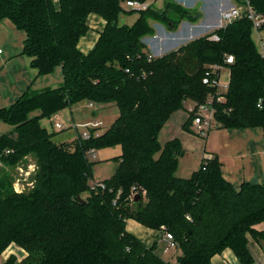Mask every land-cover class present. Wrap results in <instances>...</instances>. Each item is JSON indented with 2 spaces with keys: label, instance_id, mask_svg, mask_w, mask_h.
Returning <instances> with one entry per match:
<instances>
[{
  "label": "trees",
  "instance_id": "trees-1",
  "mask_svg": "<svg viewBox=\"0 0 264 264\" xmlns=\"http://www.w3.org/2000/svg\"><path fill=\"white\" fill-rule=\"evenodd\" d=\"M127 1L0 0V22L10 20L26 33L23 54L37 77L58 67L63 72L61 85L30 87L0 109V122L12 128L0 136V256L16 245L27 253L20 264H212L231 250L241 264H253L248 236L264 237L256 229L264 223V182L236 190L211 155L189 178H180V141L159 142L187 100L200 105L214 98L215 129L264 127V59L252 22L241 18L150 58L144 40L155 35L153 23L175 31L200 15L172 0L140 12L126 9ZM251 4L264 16V0ZM135 12L132 25L119 23L122 13ZM90 15L106 26L85 54L79 42L90 30ZM229 55L234 63L226 65ZM215 65L230 71L224 93L204 83L214 77ZM83 102L114 105L119 115L89 140L79 135L61 142L42 126L43 119ZM192 120L190 114L187 131ZM116 146L122 150L118 168L101 182L105 188L92 190L89 152ZM28 158L35 162L32 185L18 192L14 170ZM129 220L171 233L177 260L166 262L157 244L147 247L128 232ZM4 264L19 263L12 255Z\"/></svg>",
  "mask_w": 264,
  "mask_h": 264
},
{
  "label": "crops",
  "instance_id": "crops-1",
  "mask_svg": "<svg viewBox=\"0 0 264 264\" xmlns=\"http://www.w3.org/2000/svg\"><path fill=\"white\" fill-rule=\"evenodd\" d=\"M166 1L151 0L150 2L147 1V3L152 7L159 4L155 8L161 9L164 7ZM172 1L198 12L200 18L195 23L183 21L177 30H169L168 33L163 34H160L156 28L160 26L159 23L155 22V27L152 24L156 28V33L153 36L146 37L144 41L150 54L154 57L165 55V50L173 48L175 41L179 37H187L189 39L199 38L210 33L217 26L222 9L242 3L241 0ZM87 23L90 30L79 42V49L85 54L95 46L100 32L106 26V22L97 15H90ZM253 39L259 49V40L261 39L264 42V29L258 34L253 32ZM25 40L26 33L18 30L10 20L0 22V47L3 49V54L0 55V109L14 104L30 87L33 90H42L57 87L63 82V72L60 67L52 74L37 77V71L30 65V58L23 54ZM183 40H186V38H183ZM180 46L178 45L176 49ZM89 104L86 107L79 108L81 112L77 116L73 112L74 109H78L77 105L71 108V126L77 131L78 136L80 135V128H75V126L83 125V122H88L89 119L97 117L94 108H91ZM193 106H195V103L187 100L184 108L171 116L159 134L161 145L177 139L185 150L184 155L180 158L177 176L189 178L200 168L203 158L206 155H211L212 157L217 156L219 158L222 165L223 177L236 190H239L242 184L246 182L263 183L264 127L249 129L216 128L209 132L207 138L200 139L194 133L192 122L189 124L190 131L184 128L190 118L189 109ZM103 110L104 112L113 110L115 113V108L111 106L103 107ZM90 111L92 112L90 113ZM86 114L89 115V118L83 120V122L79 121V119L85 118ZM0 125V136L12 130L10 126L2 122H0ZM256 229L264 234V223L258 225ZM127 230L147 247L156 239L154 230L148 229L134 220L127 221ZM159 234L158 240H165L164 233L158 231ZM248 247L254 257L253 264H264V237L255 239L249 235ZM3 255L0 264H4L12 255L17 258V262L20 264L27 256V253L16 245H11ZM212 264L241 263L231 250H226L221 255H216L212 259Z\"/></svg>",
  "mask_w": 264,
  "mask_h": 264
},
{
  "label": "rangeland",
  "instance_id": "rangeland-1",
  "mask_svg": "<svg viewBox=\"0 0 264 264\" xmlns=\"http://www.w3.org/2000/svg\"><path fill=\"white\" fill-rule=\"evenodd\" d=\"M150 1L151 0H148V2ZM157 5H155V7H158ZM238 5L242 6V4H238ZM138 16L139 14L137 12L132 13V14L122 13L119 18V23L121 25H125V24L132 25L138 19ZM153 24L155 27V23ZM159 25L160 26H157L156 28L160 34L168 33L169 30L164 25L160 23ZM183 38H186V40H183ZM183 38L179 37L178 40L175 41L173 48H169L168 50H165V53H167V51H172L170 49H176L178 45L183 46L187 44L188 42L196 39V38L189 39L187 37H183ZM229 76H230L229 68L225 67L221 72V78H220V83H219L220 90L222 91L225 90V86L229 80ZM188 103L191 104L190 102ZM86 106H88V102L77 104L78 109H74V110L72 109L74 112V115L77 116V114L81 112L79 108L86 107ZM111 106L112 108H115V113L113 112V110L111 111L108 110L104 112L102 106L101 107L95 106L94 110H95V113L97 114L96 118H91L89 119L88 122H83V120L89 118V115L86 114V117L79 119V121L83 122L84 123V124L82 123L83 125H86L88 123H94L95 121L101 123L102 127L100 128V130H98L99 131L98 133L102 134L108 127H110L114 123V121L117 119L119 115L118 108L114 105H111ZM91 112L92 111H90V113ZM71 118H72L71 109H64L60 111L59 113H57L56 115L52 116L51 119H48V118L43 119L41 121V124L43 127L47 128L49 132L56 133V137H57L56 140H59L62 142H73L74 140L78 138L77 137L78 135H77V131L71 126ZM60 122L63 123L65 126L63 130H59L56 128L57 123H60ZM81 126L82 125H79V127ZM0 130H1V125H0ZM82 132H83V128H80V133ZM121 154H122V150L120 146H116L112 148H105V149L96 151V158L91 159V161L93 162L92 172H93L94 181L104 182L112 178L116 169L118 168V158L121 156ZM34 170H35V162L32 158H28L26 162L22 163L14 170V174L17 177L16 183H15L16 191L18 192L26 191L31 187L32 175L34 173ZM154 234H155L156 239L148 247H152L155 244H157V248H156L157 254L160 257H162L163 260H165L166 262H175L177 260L176 249H172L166 252V248L168 246L167 241L164 239L158 240L160 237V234L158 235L157 230H154ZM3 256H4L3 254L0 256V260H2Z\"/></svg>",
  "mask_w": 264,
  "mask_h": 264
},
{
  "label": "built area",
  "instance_id": "built-area-1",
  "mask_svg": "<svg viewBox=\"0 0 264 264\" xmlns=\"http://www.w3.org/2000/svg\"><path fill=\"white\" fill-rule=\"evenodd\" d=\"M242 6L234 5L230 8L222 9L220 12L218 24L215 27L214 30L222 29L227 27L232 22L239 20L241 18H248L252 22V28L253 32L259 33L264 29V16L260 13H258L252 6L251 0H241ZM149 4L147 2H140V1H134L130 0L125 3V8L132 11H144L149 8ZM212 39L218 41L219 38L217 35H214ZM259 51L264 59V42L263 40H259ZM3 54V49L0 47V55ZM154 57L153 55L150 56V58ZM234 63V57L232 55L227 56L225 59V64L230 65ZM224 66L215 65L212 67V73L213 78L209 80L206 78L204 80V83L207 85H210L212 87L217 88L218 92L224 93L228 89V84L225 86V90L219 89V83L221 78V72L224 69ZM222 99V98H221ZM214 98L211 97L209 100L200 105L193 106L189 109V112L191 116L193 117L192 123L194 127V133L199 136L202 139L207 138L209 132L216 127V121H215V113L216 110L213 106ZM91 108L95 107L94 103L89 104ZM102 127V124L95 121L94 123H88L86 125H82L81 127L75 126V128H83V132L80 133V137L83 140H89L93 136L98 137L100 134L98 133L100 128ZM56 128L59 130H63L65 128L63 123H57ZM89 158L95 159L96 158V151L91 150L89 152ZM98 187L105 188V185L101 182H93L91 184V189L96 190ZM165 240L167 241V248L166 252L175 249L176 244L174 242L173 236L171 233L164 234Z\"/></svg>",
  "mask_w": 264,
  "mask_h": 264
},
{
  "label": "water",
  "instance_id": "water-1",
  "mask_svg": "<svg viewBox=\"0 0 264 264\" xmlns=\"http://www.w3.org/2000/svg\"><path fill=\"white\" fill-rule=\"evenodd\" d=\"M137 199V198H136Z\"/></svg>",
  "mask_w": 264,
  "mask_h": 264
}]
</instances>
